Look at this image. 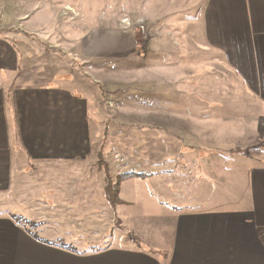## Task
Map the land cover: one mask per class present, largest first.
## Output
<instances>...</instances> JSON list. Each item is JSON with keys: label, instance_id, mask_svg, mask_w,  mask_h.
Instances as JSON below:
<instances>
[{"label": "crops", "instance_id": "0c3cea01", "mask_svg": "<svg viewBox=\"0 0 264 264\" xmlns=\"http://www.w3.org/2000/svg\"><path fill=\"white\" fill-rule=\"evenodd\" d=\"M53 3L0 0V264H264V0H86L75 24ZM123 16L144 19V41ZM141 56L138 81L96 68ZM201 70L214 72L203 98ZM137 82L191 108L146 112L177 143L115 162L112 203L96 168L97 87ZM20 211L64 218L50 234L69 245L38 242Z\"/></svg>", "mask_w": 264, "mask_h": 264}, {"label": "rangeland", "instance_id": "374dc122", "mask_svg": "<svg viewBox=\"0 0 264 264\" xmlns=\"http://www.w3.org/2000/svg\"><path fill=\"white\" fill-rule=\"evenodd\" d=\"M86 0H54V5L58 8V14L62 18L67 20L71 16L70 10L66 8H71L75 12L73 19H69L67 22H72V24L78 23L83 20L85 15L84 9L81 5ZM53 9V7H51ZM48 9V8H47ZM44 10V7H40L38 12L35 14H50L51 11ZM111 9V8H110ZM113 9H111L112 11ZM62 11L65 14H62ZM107 12V8H106ZM113 12V11H112ZM126 18L128 20L129 27L127 28L124 24H121L120 21ZM118 27L123 32H131L137 35V40L141 41L145 38L146 33L149 32V26L145 23L143 18H138L136 20H131L130 18L122 17L118 22ZM144 41V40H143ZM208 56H201L200 63H206ZM98 67V68H97ZM97 71L100 73L101 78H109L112 81V77L120 78L123 81L117 80V82L122 83L126 80H129L130 77H134L138 81L139 77H144L146 74L145 69V60L143 56L138 61L128 60L127 62H117V61H101V64L96 66ZM87 69V70H86ZM92 68L84 66V71L86 74L92 78L90 72ZM211 70H201L200 79H201V88H199V95L203 98V94H209L208 83H210L211 77H209ZM214 73V72H213ZM225 75V73H223ZM136 77V78H135ZM218 81L223 79L217 78ZM130 81H127L129 83ZM142 82H137L131 88L127 86L120 88L118 92L110 91L106 87H97L99 91L100 101L103 104V109L96 119V141L98 143V165L96 168L104 171L106 175V185L110 191H112L113 185H115L116 180H113L112 175L114 171L115 162H124L134 159H143V151L139 150L143 145L151 144H176L177 139L171 135H167L165 130L161 128L150 129L144 126L142 123L145 121V116L148 111L160 113L161 109L169 110L173 112H185L191 108L190 101H186V97L182 102L169 101L167 103L161 102V97L152 96L149 88L141 85ZM154 92V91H153ZM152 92V93H153ZM228 93V90H227ZM153 94L160 95L159 91L154 92ZM207 105V103H206ZM153 109V110H152ZM209 110L212 112L221 110L217 107V103H212ZM234 110V109H233ZM137 149V150H134ZM64 174L58 172L57 175ZM64 185V184H62ZM112 197V196H111ZM25 203H30L29 200H24ZM6 215V214H4ZM17 213L7 214L2 217H13L18 219ZM113 215V214H112ZM20 223L25 228V230L32 235L34 239L38 242H50V244H55L60 247H67L65 242V237L57 235H51L50 233L63 231L65 225L62 223L64 218L61 216H47L43 211H40L38 215L25 214L24 211H20ZM115 216V215H114ZM38 219L36 220L35 219ZM107 217V216H106ZM121 217H123L121 215ZM118 218V216H117ZM66 222V219H65ZM59 228V230H57ZM53 229V230H52ZM57 230V231H56ZM71 245V244H70ZM74 251L79 253H84L87 251H92L90 249L82 248L78 246L74 248Z\"/></svg>", "mask_w": 264, "mask_h": 264}, {"label": "trees", "instance_id": "16d2710c", "mask_svg": "<svg viewBox=\"0 0 264 264\" xmlns=\"http://www.w3.org/2000/svg\"><path fill=\"white\" fill-rule=\"evenodd\" d=\"M117 187H118V184L113 185L112 191L109 190L110 187L107 186V188H106V193H107V196H108V200H110L112 203L117 202V198H116V194L118 192V188Z\"/></svg>", "mask_w": 264, "mask_h": 264}, {"label": "built area", "instance_id": "2783aa9c", "mask_svg": "<svg viewBox=\"0 0 264 264\" xmlns=\"http://www.w3.org/2000/svg\"><path fill=\"white\" fill-rule=\"evenodd\" d=\"M68 11L70 10V14H71V16L69 17V19H73V15L75 14V12L73 11V9H71V8H66ZM62 14L64 15L65 14V12L64 11H62ZM120 23L121 24H124L127 28L129 27V22H128V20L126 19V18H123V20H121L120 21Z\"/></svg>", "mask_w": 264, "mask_h": 264}]
</instances>
